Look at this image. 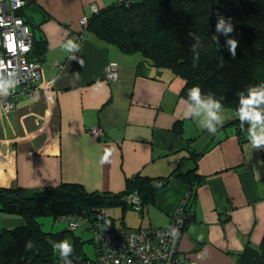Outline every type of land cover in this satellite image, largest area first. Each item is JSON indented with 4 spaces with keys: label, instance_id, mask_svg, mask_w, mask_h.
I'll return each instance as SVG.
<instances>
[{
    "label": "crops",
    "instance_id": "obj_1",
    "mask_svg": "<svg viewBox=\"0 0 264 264\" xmlns=\"http://www.w3.org/2000/svg\"><path fill=\"white\" fill-rule=\"evenodd\" d=\"M120 1L27 0L25 11L32 14L35 6L52 17L41 25L48 40L42 69L58 96L53 106L40 94L34 102L18 99L8 113L0 107V187L77 183L88 192L120 193L137 174L165 177L180 162L183 171L194 149L203 153L197 171L203 183L189 202L193 221L180 249L189 264H235L231 252L247 241L259 246L264 238V147L253 148L248 131L241 143L235 126L222 130L238 118L232 109L221 113L224 123L215 134L199 126L203 113L185 118L195 106L181 96L184 80L170 72L142 63L139 55H122L91 34L74 39L93 4L100 9ZM69 41L76 47L67 48ZM112 66L118 68L116 80L108 76ZM186 193V185L171 178L156 205L145 209L148 216L121 227L168 226Z\"/></svg>",
    "mask_w": 264,
    "mask_h": 264
},
{
    "label": "trees",
    "instance_id": "obj_2",
    "mask_svg": "<svg viewBox=\"0 0 264 264\" xmlns=\"http://www.w3.org/2000/svg\"><path fill=\"white\" fill-rule=\"evenodd\" d=\"M32 12L21 10V16L33 35L28 57L42 66L48 52V40L41 25L52 17L44 15L38 19L37 13L43 14L39 7L32 6ZM218 16H223L226 23L230 19L234 26L230 37L238 41L235 57L226 45L228 37L216 33ZM77 33L81 37L91 34L122 55H139L142 63L184 80L181 96L194 106L195 102L188 95L194 85L201 88L202 99L212 95L221 100L224 109L238 112L241 94L247 97L251 86L264 83V0H123L92 13L87 17V24ZM214 35L219 37L218 42L213 40ZM259 107L264 109V104ZM229 125L236 127L243 143L242 135L248 131L249 122H244L242 131L238 117L230 124L226 123L222 130ZM56 126L59 127V116L56 117ZM176 129L182 132L181 125ZM205 132L209 133L207 129ZM189 154L185 159L192 162L190 169L180 171L183 165L180 162L165 177L137 174L126 180L125 190L120 193L88 192L77 183L35 190L0 187V213L3 214L0 217L7 224L0 232V264H66V261L73 264L77 257L89 260L84 253L85 242L75 233L82 223L88 222L87 229L95 234L102 229H142L115 227V219L109 210L121 208L127 211L131 208L143 217L147 207L156 205L158 191L164 189L173 177L187 187L186 229L193 221L189 202L196 200L195 188L203 183L197 172L203 153L193 149ZM134 193L140 198L136 205L125 199ZM42 216L54 220L68 219L64 223L69 229L46 233L39 221ZM12 220H21V224ZM109 220L110 227H101ZM72 223H76L73 229L70 228ZM64 240L73 247L66 260L60 258L59 249H54L55 244ZM96 241L97 238L94 243L97 257ZM231 255L236 258L235 264H264V238L259 246L247 241L240 252H231Z\"/></svg>",
    "mask_w": 264,
    "mask_h": 264
},
{
    "label": "built area",
    "instance_id": "obj_3",
    "mask_svg": "<svg viewBox=\"0 0 264 264\" xmlns=\"http://www.w3.org/2000/svg\"><path fill=\"white\" fill-rule=\"evenodd\" d=\"M26 3L27 0H0V79L5 87V91L0 92V107L5 113L12 110L20 98L36 101L37 92L43 91L49 106L56 103L58 96L54 80H45L42 66L28 57L33 35L21 16ZM92 11H98L96 6L93 5ZM81 23L85 26L87 18H82ZM80 37V34H76L74 39ZM117 69L116 66L110 68V79H118ZM90 131L98 134L96 128ZM127 199L133 200L134 205L140 203L136 193L130 194ZM184 201L172 215L168 226L97 231L95 239L98 241L99 255L94 260L77 257L73 264H189L179 245L186 222V198ZM75 226L76 223H72L70 228ZM108 240L112 246L106 243Z\"/></svg>",
    "mask_w": 264,
    "mask_h": 264
},
{
    "label": "clouds",
    "instance_id": "obj_4",
    "mask_svg": "<svg viewBox=\"0 0 264 264\" xmlns=\"http://www.w3.org/2000/svg\"><path fill=\"white\" fill-rule=\"evenodd\" d=\"M215 29L216 33L228 37L226 45L228 46L231 55L235 57L238 41L230 37V34L234 31V26L231 23V20L228 19V22L226 23L223 16H218ZM212 38L216 42L219 41V37L216 35ZM73 47H76V45H74L72 41H69L67 48L71 49ZM72 58L74 59L75 57ZM4 91V81L0 79V92ZM188 95L191 100L195 102V107H188L185 112V118L192 113H195L197 116L203 113L204 119L199 126L201 128H206L210 134H215L218 127L222 126L224 123V116L221 115L224 111L221 100L214 99L212 95H209L207 99H202L201 88L198 85H194L189 90ZM261 104H264V83L251 86L247 97H244L241 94L240 107L237 110L242 131L244 128V122H249L250 126L247 135L252 147L256 149L264 147V109L259 107ZM54 249L60 250L59 256L62 260H66L69 253L73 251V247L69 245L67 240L55 244ZM66 264H71V261H66Z\"/></svg>",
    "mask_w": 264,
    "mask_h": 264
},
{
    "label": "rangeland",
    "instance_id": "obj_5",
    "mask_svg": "<svg viewBox=\"0 0 264 264\" xmlns=\"http://www.w3.org/2000/svg\"><path fill=\"white\" fill-rule=\"evenodd\" d=\"M92 10H93V5L91 6V11ZM41 11L44 12V10L42 8H41ZM92 13H96V12L92 11ZM44 14L48 15L46 12H44ZM80 25L83 27V24L81 23V21H80ZM40 94L42 95V97L44 99L43 101L46 103L43 91L36 93V99H37L38 95H40ZM39 100H41V98H39ZM46 105L49 106L47 103H46ZM224 110H230V109L225 108ZM92 135L97 136L95 133H92ZM191 151H193V150H191ZM191 151H189V152H191ZM189 156H190V154H189ZM191 165H192V162L190 160H186L185 168L183 167L184 168L183 171L188 170L191 167ZM125 199H126L127 202H129L131 204H134L133 200H128L127 197ZM184 202H185L184 199H182L180 201L179 205L176 207V209L174 210L173 214L176 213L179 210V208L181 207V205ZM109 214L111 215V217L113 219H115V221H114V226L115 227H120L122 225V219H125L124 221H126L128 223H129V221H131L130 223H133V224H135L137 226L138 223L140 222V220L144 216H148L147 214H145L142 217L140 213H138L136 210H132L131 208L127 209V211L125 213V216L122 214V209L121 208H113V209L109 210ZM0 215H3V214L0 213ZM5 216H7V215H5ZM3 220H4V218L0 217V232H1L2 228L5 225H7V224H4ZM39 221L42 224L43 231H45L46 233H57L59 231H62L65 228L69 229L68 224L64 223L61 219L54 220L50 216H42V217L39 218ZM89 225L90 224L88 222L82 223V225L79 226L76 229L75 233L82 238V241L85 242L84 253L90 259L94 260V259H96V250H95V244H94L95 243V233L93 231L87 229V227ZM104 226L105 227H110L111 226V221L109 220L106 224L105 223L101 224V227H104ZM92 240H93V242H92ZM106 243L109 246H112V242L111 241L108 240ZM130 243L133 244V241H131Z\"/></svg>",
    "mask_w": 264,
    "mask_h": 264
},
{
    "label": "bare ground",
    "instance_id": "obj_6",
    "mask_svg": "<svg viewBox=\"0 0 264 264\" xmlns=\"http://www.w3.org/2000/svg\"><path fill=\"white\" fill-rule=\"evenodd\" d=\"M93 5L96 6L97 9H99L97 5H95V4H93Z\"/></svg>",
    "mask_w": 264,
    "mask_h": 264
}]
</instances>
